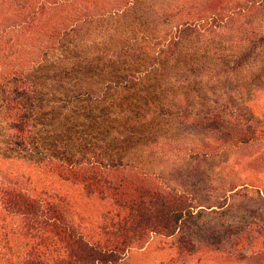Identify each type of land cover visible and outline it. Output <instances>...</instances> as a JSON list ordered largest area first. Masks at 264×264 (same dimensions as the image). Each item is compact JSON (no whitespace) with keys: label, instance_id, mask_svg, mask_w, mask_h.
Listing matches in <instances>:
<instances>
[{"label":"rangeland","instance_id":"1","mask_svg":"<svg viewBox=\"0 0 264 264\" xmlns=\"http://www.w3.org/2000/svg\"><path fill=\"white\" fill-rule=\"evenodd\" d=\"M44 1L0 0L1 76L23 64L22 81L32 83L26 95L56 90L61 95L31 108L37 135L25 149L14 148L1 113L5 99L16 94V81L9 78L10 89L0 92V183L56 202L86 239L96 241L110 202L59 178L49 164L53 156L65 157L63 150L78 159L112 158L123 167L119 172L144 179L150 187L187 194L198 207L194 240H204L205 230L213 228L209 245L224 250L179 255L173 237L152 235L116 264H264V0H135L128 17L144 12L149 15L145 27L155 26L164 35L162 19H199L185 33L176 53L179 63L165 64L167 77L153 75L162 89L149 97L137 88L128 105L122 89L108 97L102 92L88 103L80 98L60 102L63 93L73 90L69 81L64 75L54 80L49 72L44 80L46 75L35 72L39 46L53 42L34 33L31 21L41 19L44 24L35 30L51 32L50 26L60 22L69 26L78 7L76 0H63L61 6L55 1L43 16L40 4L53 0ZM92 1L103 13L122 0ZM112 101L116 106L108 104ZM108 112L117 127L104 122ZM227 226L233 242L246 241L247 257L235 259L228 251L230 239L221 240ZM30 246L20 218L0 206V264H23Z\"/></svg>","mask_w":264,"mask_h":264},{"label":"trees","instance_id":"2","mask_svg":"<svg viewBox=\"0 0 264 264\" xmlns=\"http://www.w3.org/2000/svg\"><path fill=\"white\" fill-rule=\"evenodd\" d=\"M62 1L45 0L46 4L42 3L38 8L42 6L40 14L47 16L46 5L56 3L61 6ZM74 4H78L77 12L69 20V26L61 27L60 22V26H50L51 32L35 30L39 23L44 24L39 18L31 21L30 26L34 33L48 35L53 42L49 48L39 46L41 59L36 62L35 72L44 75L52 73V78H56L54 80L64 75L73 87V90L63 93L60 102L80 98L88 103L100 98L98 95L102 92L104 97H108L110 92L117 93L115 90L119 89L127 91L124 95L126 104L137 88L149 97L157 94L155 92L162 86L153 75L167 77L165 64L169 60L179 63L176 53L183 44L185 33L192 31L199 19L183 15L179 16V22H170L166 18L164 22L162 19L167 33L164 35V30L155 26L145 27L148 26L149 15L144 12L128 17L133 14L135 0H122L116 8L103 13L95 10L96 4L92 0H76ZM181 10L182 7L177 9L180 13ZM37 14L39 17V12ZM88 26L92 30L89 31ZM24 69L20 64L18 70L10 74H2V77L0 73L1 93L13 84L9 78L16 83L20 80V84L14 83L12 87L16 94L5 99L4 111L1 112L8 123L11 145L20 149H25L27 141L37 135L39 124L32 119L31 108L47 99L57 101V96H61L58 90V93L55 91L47 96L45 93L31 97L26 95L32 83L30 80L22 81ZM50 76L46 75L44 80ZM61 87L63 85L59 84L58 88ZM108 104L116 106L114 101ZM111 114L108 112L104 120L108 126L115 125L109 122ZM129 115L132 116L130 112ZM62 155L66 156L56 155L50 159L53 162L49 164L50 171L63 180L81 185L87 195L109 201L111 210L100 227V239L91 241L70 223L65 211L56 202L1 182L0 206L8 215L20 218L23 236L31 243L23 264H116L128 249L142 245L152 235L173 237L175 251L179 255L224 251L214 244L209 245V237L211 239L215 234L213 228L205 230L207 236L204 240H194L197 233L192 231V227L197 224L195 216L198 207L187 194L150 187L144 179L119 172L123 167L112 158L83 156L78 159L64 150ZM230 228L227 226L222 230L221 240L230 239L232 248L228 251L235 259L247 257L244 250L248 247L246 241L238 238L233 242L228 236L232 232ZM235 231L241 232L239 229ZM49 250L57 253L53 255Z\"/></svg>","mask_w":264,"mask_h":264}]
</instances>
